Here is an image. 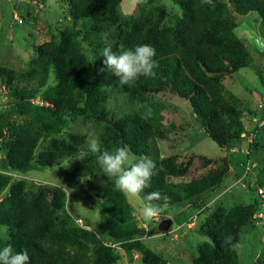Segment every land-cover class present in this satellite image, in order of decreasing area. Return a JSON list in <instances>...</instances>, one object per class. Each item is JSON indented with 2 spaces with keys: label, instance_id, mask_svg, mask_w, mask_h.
Wrapping results in <instances>:
<instances>
[{
  "label": "trees",
  "instance_id": "obj_1",
  "mask_svg": "<svg viewBox=\"0 0 264 264\" xmlns=\"http://www.w3.org/2000/svg\"><path fill=\"white\" fill-rule=\"evenodd\" d=\"M122 1L68 0L74 18L82 20L80 29L74 31H81L85 40L98 43L101 63L105 58L99 36L120 22ZM232 3L241 11H264V0H232ZM184 7L187 20L175 35L164 30L165 15L161 12L151 15L144 12L135 29L125 33L122 43L113 51L150 44L156 50L154 59L159 67L156 77L141 76L127 85H120L117 77L113 92L129 93L133 99L144 100L146 94L170 91L188 100L207 135L221 148H227L244 139L242 116L246 111L253 112L225 86L224 78L252 65L254 58L234 32L235 15L225 2L185 0ZM37 50L38 58L26 71L0 65L1 82L11 92L15 106L13 113L0 114V144L6 151V163L13 171L27 173L57 166L63 159L73 161L59 170L65 185L52 188L49 195L26 190L22 182L11 186L6 204H0V225L12 227L15 232L4 244H11L17 251L26 250L30 264H115L114 247L118 245L126 252L147 255L148 264H160L159 256L141 241L144 230L127 196L113 182L97 192L100 199L91 194L86 198L100 209L107 237H101L94 229L72 224L74 210L67 191L81 189L87 193L86 184L92 178L106 177L93 153L87 151L80 157L88 136L72 133L69 140H52L39 155L37 149L41 141L63 133L79 118L108 122L109 112L103 101L112 88L87 81L88 60L75 39L45 43ZM53 76L57 83L49 85ZM86 85H90L87 94H81L80 89ZM38 97L42 98L41 103L34 102ZM14 114L24 120L18 123L12 117ZM110 121L99 139L105 149L124 145L133 153L150 155L158 153L155 140L168 137L166 131L158 130L141 115ZM176 159L173 156L157 164V174L146 189V194L158 191L167 195V205L192 201L200 194H214L229 174L225 165L204 176L174 182L173 178L184 177L190 171V163L179 164ZM202 160L210 161L204 157ZM243 165L245 175L254 169L250 154ZM248 165L252 166L250 170ZM259 182L264 185V170L259 174ZM10 184L11 177L0 174V196ZM202 206V202L193 205ZM259 206L256 199L211 217L203 230L210 240L200 247L195 264H239L233 245L244 227L254 234L258 231L254 220ZM152 232L161 233L157 227Z\"/></svg>",
  "mask_w": 264,
  "mask_h": 264
},
{
  "label": "rangeland",
  "instance_id": "obj_2",
  "mask_svg": "<svg viewBox=\"0 0 264 264\" xmlns=\"http://www.w3.org/2000/svg\"><path fill=\"white\" fill-rule=\"evenodd\" d=\"M184 1L123 0L119 6L120 22L101 33L99 44L104 47L111 45L112 49L118 47L125 33L135 29L137 19L144 12L148 15L163 13L164 30L170 35H175L187 20ZM218 1L225 2L233 11L236 23L234 32L254 58L252 65L224 78L225 86L239 96L245 102V107L253 112L252 114L246 111L242 116L244 139L227 148H221L207 135L190 102L170 91L146 94L144 100L133 99L129 93L117 95L113 92L117 76L101 63L97 55L100 51L98 43H91L84 39V33L74 31L80 29L82 20L74 18L68 0H0V65L20 72L26 71L38 58L37 48L40 45L75 39L84 48L88 60V70L85 73L87 81H97L112 88V92L103 101L109 112L108 122L100 123L92 117L79 118L63 133L41 141L36 155L44 152L54 139L69 140L72 133H84L88 137L80 157L84 156L89 151L90 141H99L110 120L141 115L150 120L158 130L167 132V139L155 140L154 146L156 145L158 153L147 155L156 165L173 156L177 157L179 164L190 163L188 175L173 178L174 182L201 177L211 170L228 166L229 174L216 193L200 194L192 201L166 205L159 217L150 224H145L138 214H134L139 226L144 230L141 241L159 256L160 264H195L200 247L210 240L203 235V230L211 217L233 206L251 204L256 199L260 201L254 220L258 231L254 234L244 227L233 248L238 253L239 264H264V193L259 192L260 189L264 190V185L259 182V174L264 170V11H241L232 0ZM56 83L53 76L49 85ZM88 88L90 85L81 88L80 93L87 94ZM41 101L40 97L34 100L35 103ZM14 108L11 92L0 78V114H11ZM12 117L16 118L18 123L24 120V117L15 114ZM128 149L135 156L144 155ZM249 154L254 169L245 175L242 168ZM203 157L210 161H203ZM72 161L67 158L54 167L20 173L8 167L6 151L0 144V174L11 177V184L0 196V202H3L0 204H6L11 194V186L17 182H22L26 190L49 195L52 188L65 185L59 170L68 167ZM111 182L113 180L107 176L92 178L86 184L87 193L81 189L67 191L74 210L71 214L72 224L94 229L101 237H107L100 209L96 208L93 200L86 198L87 194H91L93 198L100 199L97 192L104 190ZM145 195L146 189L141 193L140 199L127 197L134 213L142 207V197ZM201 202L202 207H193L194 203ZM168 218L173 219L170 230L154 234L153 229L158 228L160 222ZM14 232V228L0 225V245L7 242ZM114 251L115 264H148L147 255L141 252H126L119 245L114 247Z\"/></svg>",
  "mask_w": 264,
  "mask_h": 264
},
{
  "label": "clouds",
  "instance_id": "obj_3",
  "mask_svg": "<svg viewBox=\"0 0 264 264\" xmlns=\"http://www.w3.org/2000/svg\"><path fill=\"white\" fill-rule=\"evenodd\" d=\"M102 56L105 58L103 64L119 77L120 85H127L141 76L154 78L157 75L156 50L150 44H138L118 52L108 45L102 49ZM88 150L95 155L103 174L112 179L114 187L127 197L140 199L141 193L151 186V178L157 174L156 164L149 156H135L127 146L105 149L98 140L92 139ZM168 200L167 195L152 191L142 197V207L134 214H138L145 224H150L164 211ZM157 201H163V204ZM4 232H7L6 228ZM0 264H30V257L26 250H14L11 244L6 243L0 247Z\"/></svg>",
  "mask_w": 264,
  "mask_h": 264
},
{
  "label": "water",
  "instance_id": "obj_4",
  "mask_svg": "<svg viewBox=\"0 0 264 264\" xmlns=\"http://www.w3.org/2000/svg\"><path fill=\"white\" fill-rule=\"evenodd\" d=\"M172 224H173V219L171 218L162 220L158 226L159 232H166L170 230Z\"/></svg>",
  "mask_w": 264,
  "mask_h": 264
},
{
  "label": "built area",
  "instance_id": "obj_5",
  "mask_svg": "<svg viewBox=\"0 0 264 264\" xmlns=\"http://www.w3.org/2000/svg\"><path fill=\"white\" fill-rule=\"evenodd\" d=\"M251 168H252V166L248 165L247 169L250 170ZM259 192H260L261 194H263V193H264V190L260 189Z\"/></svg>",
  "mask_w": 264,
  "mask_h": 264
},
{
  "label": "crops",
  "instance_id": "obj_6",
  "mask_svg": "<svg viewBox=\"0 0 264 264\" xmlns=\"http://www.w3.org/2000/svg\"><path fill=\"white\" fill-rule=\"evenodd\" d=\"M173 225V224H172Z\"/></svg>",
  "mask_w": 264,
  "mask_h": 264
}]
</instances>
